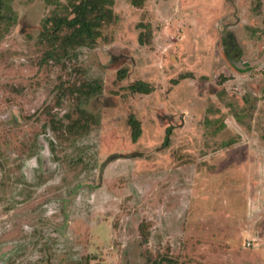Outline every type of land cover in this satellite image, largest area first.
I'll return each instance as SVG.
<instances>
[{
	"label": "rangeland",
	"instance_id": "374dc122",
	"mask_svg": "<svg viewBox=\"0 0 264 264\" xmlns=\"http://www.w3.org/2000/svg\"><path fill=\"white\" fill-rule=\"evenodd\" d=\"M70 1L3 10L0 264H264V0H113L54 56Z\"/></svg>",
	"mask_w": 264,
	"mask_h": 264
},
{
	"label": "trees",
	"instance_id": "16d2710c",
	"mask_svg": "<svg viewBox=\"0 0 264 264\" xmlns=\"http://www.w3.org/2000/svg\"><path fill=\"white\" fill-rule=\"evenodd\" d=\"M142 0L135 4H141ZM113 0H76L70 1L71 15L56 14L44 20V28L48 23L51 24V31L46 30V35L51 41L52 49L51 55L67 54L72 48L75 49L79 46L90 44L99 35V28L114 17L112 11ZM7 7V0H0V25L3 22L4 8ZM45 34V33H44ZM43 34V35H44ZM140 42L141 36H139ZM88 93L89 91L98 92L100 86L95 82H87L82 85ZM88 89V90H87ZM129 89L133 92L149 93L151 87L143 82L136 81L129 85ZM80 92L81 88L75 89ZM90 93V92H89ZM128 123L131 128V139L135 141L140 133V123L133 115L128 118ZM170 128L167 129L166 137L168 136ZM155 264H163L156 262ZM167 264V263H164Z\"/></svg>",
	"mask_w": 264,
	"mask_h": 264
}]
</instances>
